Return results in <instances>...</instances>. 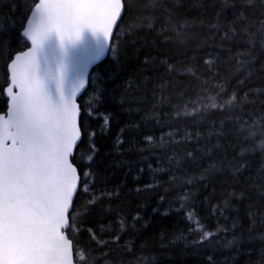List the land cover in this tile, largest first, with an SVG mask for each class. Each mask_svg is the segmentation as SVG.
<instances>
[{
    "label": "trees",
    "instance_id": "obj_1",
    "mask_svg": "<svg viewBox=\"0 0 264 264\" xmlns=\"http://www.w3.org/2000/svg\"><path fill=\"white\" fill-rule=\"evenodd\" d=\"M25 2L32 0H0V25L12 24ZM124 2L131 11L122 15L114 33L115 55L106 57L107 75L104 68L97 69L99 79L79 98L89 133L86 144L95 146V154L87 147L81 151L83 162L91 165L84 171L95 185L94 193L82 199L94 198L98 210H77L72 230L80 241L76 258H97L100 264H206L211 256L218 264H264V229L249 232L251 225L240 215L244 196L236 185L242 179L216 159H232L223 137L234 113L210 106L223 102L217 86L224 81L217 77L227 74L228 65L211 68L209 75L204 61L215 57L199 59L205 50L216 49L215 55L227 61L223 50L232 45L222 44L207 23H200L222 0H169L176 22L188 32L185 44L177 46L167 18L151 0ZM17 47L22 44L14 39L0 46V107L6 62ZM252 52V67L244 75L251 73L249 79L259 89L264 50L257 45ZM253 95L255 91L248 99ZM196 132L198 138L184 140L185 133ZM259 151L251 153L252 171L264 166ZM225 191L235 192L236 202L221 215ZM84 229L88 231L81 235ZM202 232L217 239L209 245Z\"/></svg>",
    "mask_w": 264,
    "mask_h": 264
},
{
    "label": "snow or ice",
    "instance_id": "obj_2",
    "mask_svg": "<svg viewBox=\"0 0 264 264\" xmlns=\"http://www.w3.org/2000/svg\"><path fill=\"white\" fill-rule=\"evenodd\" d=\"M151 2L175 33L174 46L184 45L188 32L176 22L174 6L169 0ZM128 11L131 5L124 0H32L18 9L12 24L0 25V46L9 39L22 44L9 53L10 75L6 62V95L0 107V264H100L97 258L91 262L83 255L76 258L80 241L72 231L78 209L89 214L98 210L94 198L86 203L82 199L94 193L95 185L84 171L91 165L83 162L81 151L87 147L95 154V146L86 144L89 133L77 98L99 79L97 69L104 68L107 75L106 57L110 52L115 55L114 28ZM205 16L200 23H207L222 44L232 45L223 50L227 61L215 55L216 49L199 57L201 61L204 55L215 57L204 61L209 75L211 68L228 65L227 74L217 77L224 81L217 86L223 102L210 106L234 113L223 137L232 159H216L242 179L236 187L244 196L240 215L251 225L249 232L264 229V166L252 171L251 157L259 147L264 164V79L255 89L251 73L244 75L252 67V49L259 45L264 50V0H222L212 5L211 16ZM253 91L256 95L249 100ZM193 137L199 133L184 134V140ZM223 195L228 199L221 215L236 202L235 192ZM200 235L209 245L217 239L212 232ZM104 246L109 243L104 241ZM206 264L218 261L210 256Z\"/></svg>",
    "mask_w": 264,
    "mask_h": 264
},
{
    "label": "water",
    "instance_id": "obj_3",
    "mask_svg": "<svg viewBox=\"0 0 264 264\" xmlns=\"http://www.w3.org/2000/svg\"><path fill=\"white\" fill-rule=\"evenodd\" d=\"M123 15V14H122ZM119 23V21L117 22V24ZM115 31H116V28H114V32H113V37H114V33H115ZM111 47H112V45H111ZM26 50V49H25ZM15 58V55H14V57L12 58V59H14ZM10 63H11V61H10ZM10 63H9V65H8V69H9V73H10ZM7 87V86H6ZM6 87H5V89H4V93H5V95H6ZM84 92H82L79 96H78V98H77V103H78V105H80V103H79V98H80V96L83 94Z\"/></svg>",
    "mask_w": 264,
    "mask_h": 264
}]
</instances>
